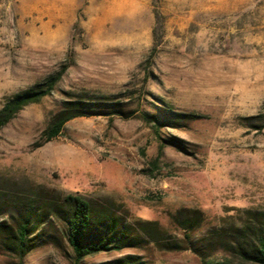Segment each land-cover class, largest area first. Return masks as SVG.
I'll use <instances>...</instances> for the list:
<instances>
[{"label":"rangeland","instance_id":"obj_1","mask_svg":"<svg viewBox=\"0 0 264 264\" xmlns=\"http://www.w3.org/2000/svg\"><path fill=\"white\" fill-rule=\"evenodd\" d=\"M59 75L0 130V264L76 263L49 210L68 195L140 239L80 264H202L171 221L197 212L211 264H252L221 248L264 214V0H0V109ZM76 101L87 114L44 142Z\"/></svg>","mask_w":264,"mask_h":264},{"label":"trees","instance_id":"obj_2","mask_svg":"<svg viewBox=\"0 0 264 264\" xmlns=\"http://www.w3.org/2000/svg\"><path fill=\"white\" fill-rule=\"evenodd\" d=\"M58 77L47 80L44 84L32 90L18 92L8 97L0 109V130L9 124L20 111L25 107L39 103L43 98L49 96L56 86ZM82 102H67L63 109L50 121L46 130L42 133L44 142H50L60 136L64 126L70 120L85 116L82 109ZM50 217L59 220L65 226L66 236L69 245L75 254V264L87 256L112 249L120 250L124 247H137L138 238L132 236L128 227H125L118 219L111 218L108 214L95 212L89 202L79 196L68 195L63 198L61 203L50 205ZM196 213V212H195ZM199 217L192 219H182L178 215H171L172 223L184 233L185 247L177 245L174 248H186L195 253L202 264H211L209 248L196 245L193 240L192 232L196 231L204 221L203 214L196 213ZM37 217V213L30 211L24 219L17 223L13 236V248L17 252L24 254L26 241L28 238L32 219ZM253 223L244 229L238 230L239 236L228 239L223 244L221 251L241 261L242 263L264 264V214L254 216ZM152 224V223H151ZM156 226L153 223V226ZM100 228L99 238H93L94 230ZM232 238V237H231ZM155 244L161 248L173 249L171 243L161 239H154ZM168 246V247H167ZM117 264H136L130 260L118 261Z\"/></svg>","mask_w":264,"mask_h":264},{"label":"bare ground","instance_id":"obj_3","mask_svg":"<svg viewBox=\"0 0 264 264\" xmlns=\"http://www.w3.org/2000/svg\"><path fill=\"white\" fill-rule=\"evenodd\" d=\"M263 155V154H262ZM261 157V156H260Z\"/></svg>","mask_w":264,"mask_h":264}]
</instances>
